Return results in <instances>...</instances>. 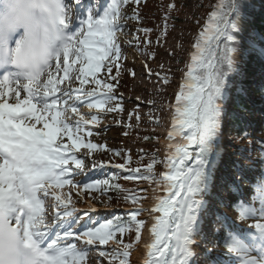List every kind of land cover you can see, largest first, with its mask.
Here are the masks:
<instances>
[{"label": "snow or ice", "instance_id": "snow-or-ice-1", "mask_svg": "<svg viewBox=\"0 0 264 264\" xmlns=\"http://www.w3.org/2000/svg\"><path fill=\"white\" fill-rule=\"evenodd\" d=\"M81 2L0 0V264H86L94 248L108 264H131V251L145 229L150 239L143 246V264H196L202 214L213 215L207 211L205 196L211 195L215 183V142L222 133L226 88L237 71L244 0H217L192 44L194 51L175 95L170 142L159 161L165 168L161 178H155V156L143 172L126 167L127 155L123 164L112 165L127 173L125 180L163 184L167 194L157 197L149 209H126L124 217L90 224L84 218L91 220L89 213L96 208L78 212L70 207L71 188L80 189L78 198L82 193L93 201L95 193L104 196L124 189L110 180L74 179L94 151H107L90 139L100 111L82 113L80 108L102 111L119 99L109 80L114 79V68L120 71L121 45L116 36L124 27L118 22L124 18L120 9L129 3L139 5L140 0H111L102 14L90 7L86 17L76 14ZM130 18L139 20L138 15ZM166 28L165 24V36ZM137 31L147 34L151 29ZM148 55L154 58V53ZM102 69L108 74L105 79L98 77ZM157 75L168 83L167 76ZM113 110H120L119 105L107 109ZM81 149L86 156L80 155ZM104 166L93 162V168ZM258 181V190L264 193V170ZM236 183L221 187L229 190ZM65 186L67 194L59 191ZM124 199L135 204L145 197L129 193ZM231 207L239 221L252 223L239 234L226 223L228 217L215 213L217 244L225 253L209 264H264V195L259 206L254 197L236 200ZM144 211L150 222L141 218ZM126 233L131 235L128 242ZM110 240L118 247L103 248ZM224 255L232 259L224 260Z\"/></svg>", "mask_w": 264, "mask_h": 264}, {"label": "rangeland", "instance_id": "rangeland-1", "mask_svg": "<svg viewBox=\"0 0 264 264\" xmlns=\"http://www.w3.org/2000/svg\"><path fill=\"white\" fill-rule=\"evenodd\" d=\"M107 3V0H104L102 7L108 6L109 4ZM253 3L264 5L261 0H253ZM92 4H95L94 0H87L86 8L88 9V6ZM180 8L181 10H179L178 14L179 21L172 25L168 32L166 31V36L161 32L163 29L161 25L154 26L156 30L154 28H148L151 29L147 33L151 41L150 45L156 49L154 58L148 60L142 59L136 51V45L138 44L140 46L143 44L142 40L147 38L142 36L141 32L137 31L138 29L144 28L141 21L130 18L134 15L139 16L140 9L138 5L129 3L121 7L120 11L124 18H121L118 22L124 27L122 30L116 32L118 43L121 45L120 71L117 73L114 68L112 72L114 79L109 80L110 83L114 84L113 94L119 99L106 104L102 111L98 109L90 110L87 107L80 108L82 113L100 111L99 122L96 125H91L95 131L90 139L94 143L104 145L107 151H94L90 158L85 159L82 171H80L79 175L74 176L75 180H79L82 183L105 180L108 173L113 169L112 165L115 164L111 158L113 148L120 149L124 147L126 149L142 150L146 145H149L142 138L120 137L121 128L127 122L137 130L146 127L158 131L159 137L162 140H160L159 152L162 155V160L165 158L168 144H164L163 140H169L168 132L171 130L172 119L175 115V95L184 79V73L187 71L186 66L190 61V55L194 51L192 44L198 33L197 30L208 20L206 19L208 6L205 2H201L200 0H184V6H180ZM242 21V28H248L251 20L241 17L239 25ZM133 36H139L140 40H133ZM129 42H131V46ZM131 53L136 55L132 60L127 58ZM242 58V52L238 49L235 54L237 68L240 66ZM133 72L135 73L134 75L132 74ZM157 74L160 77L167 76L168 83H163ZM107 75L102 69L98 77L105 79ZM257 78H259V75L252 76L250 80L252 81ZM86 87L90 88L91 85ZM242 93H245L248 104L264 113V108L260 103H254L246 95V92L242 91ZM115 105H119L120 110L107 111L108 108H113ZM228 112V110H223L222 112V133L215 142L217 151L216 168L213 169L215 183L211 187V195L205 196V199H210L209 201L206 200L207 211L213 213V215L208 216L202 214V218L216 230L215 213L220 212L222 216L228 217L227 222L233 231L243 234L248 230V225L252 221H239L237 219L235 211L231 208L232 191L230 193L229 190H224L221 185L233 183L238 180L235 189L238 190L239 196L242 198L246 197L248 192H251L258 200L261 195H264V193L258 190V177L262 174V170H264V162L261 160V148L264 147V133L261 132L264 129V114L252 122L250 115L242 111L236 112V115L244 126L246 135H248L245 138V136H241L232 130V119L229 117ZM154 120L158 121L157 127L155 126V128H153L154 125L152 124ZM80 155L86 156V150L81 149ZM93 162L98 165L104 163L105 166L93 168ZM249 163L255 165L250 166L248 165ZM164 171V165L161 164L154 171L155 178L160 179V174ZM123 182L126 185H131L130 182ZM140 183V187H144L145 189V199L137 206H127L128 204L121 202L124 198L123 196H119L118 192L110 191L104 196L95 193L96 200L93 201L82 193L78 198L76 193L80 192V189L71 188L72 196L70 207H74L78 212L89 207H95L96 211L89 213L92 219H84L89 224L93 221L103 223L116 215L121 209L144 208L146 206L144 201L147 199L152 200L159 193L167 194L163 184L157 186L147 180ZM251 185H254L253 190L251 189ZM59 191L67 194L69 192V186H65ZM217 194L220 197V201H223V203L220 202L218 204L220 208L216 207L211 201L212 196ZM48 203L50 201H46V205ZM149 208L147 207V209ZM47 211L51 215L52 210L47 209ZM141 217L148 221V212L144 211ZM57 230L59 231L60 229ZM198 237L204 241V246L208 248L214 247V249L212 250L213 254L207 257L203 252H209V250L202 248L201 253H198L199 255L196 258V264H209L210 261L216 260L218 254L225 253L223 246L217 244L218 234L216 236L209 235V239L207 238V234L202 233ZM102 247L111 249L117 246L114 240H110L107 245ZM221 258L224 260L232 259L228 255H224ZM101 260H103V264H108V259L99 258L98 250L94 248L88 252L86 264H101Z\"/></svg>", "mask_w": 264, "mask_h": 264}, {"label": "trees", "instance_id": "trees-1", "mask_svg": "<svg viewBox=\"0 0 264 264\" xmlns=\"http://www.w3.org/2000/svg\"><path fill=\"white\" fill-rule=\"evenodd\" d=\"M200 1L205 2L208 6L206 16V19H208L209 13L212 11V6L217 3V0ZM252 1L253 0H244L242 17L251 19V24L245 31L240 27L239 33V40H243L249 47L252 48L250 49L249 47H244L241 43L239 44V48L242 51L243 58L241 60L239 68L232 75L229 81L231 83H228V86L226 88V98L224 100H230V107L234 108V110H243L248 115H254L257 111H255L253 107L248 104L245 93H242V91L246 92V95L249 96V98L253 101L264 97V75L262 74L264 70V61H262L258 57V54L255 53L257 52L255 48L264 51V5L262 7H256L252 4ZM261 1L264 3V0ZM169 4H174L175 9L170 11L168 9ZM180 6H184V0H140V3L138 5L140 9L138 17L144 28H154V26L158 25L163 26L161 32L164 35L165 24L167 25L166 31L168 32L169 28L179 21L178 14L179 10H181ZM165 17H168V19L165 20ZM204 25L200 26V28L197 30L198 33L201 31ZM154 29L156 30V28ZM141 33L145 34L144 32ZM137 48L139 53L144 56L147 53H154L153 50H148L146 46H139ZM255 75H259V78L251 81V77ZM228 115L232 119L233 130L238 132L240 135L246 136V131L241 125V121L236 113L232 110L228 112ZM121 135L133 136L135 138L143 137L145 140L150 142V144L147 145L142 151L126 149L122 147L120 149L113 148V160L123 164V156L127 155L130 157V164L126 165V167H131L132 169L140 168L143 172L144 165L151 162L153 156H155L158 161L155 165V168L159 167V161L161 157L158 153V147L156 145L158 137L157 133L148 131L133 132L131 131V129L124 128L121 130ZM113 150L121 152L122 155H115ZM126 174L127 173L122 169H113L106 180H110L113 184H118L122 189H124V191H112L118 192L119 196H123V198L126 195H129V193L142 197L144 193L141 192L145 189H141L140 187H138V184L144 180H125L123 177ZM123 181L130 182L131 185L124 186L126 183H124ZM121 202L129 205L134 204L130 200L126 201L125 199H123V201ZM125 215V210L121 209L116 215L113 216V219H115V217L117 216L124 217ZM129 239H131V235L126 233L125 242H128Z\"/></svg>", "mask_w": 264, "mask_h": 264}, {"label": "bare ground", "instance_id": "bare-ground-1", "mask_svg": "<svg viewBox=\"0 0 264 264\" xmlns=\"http://www.w3.org/2000/svg\"><path fill=\"white\" fill-rule=\"evenodd\" d=\"M76 14L78 16L81 15V13L78 14V11H76ZM133 57H134V54H132V53L128 56L129 59H132ZM94 125H96V124H94ZM169 142H170L169 140H167V141L166 140H163V143L164 144H169ZM189 163L191 164V163H194V162L193 161H190ZM248 165L253 166L255 164L249 163ZM165 195L166 194H164V193H159L157 197H161L162 198ZM157 197L154 198V199H152V200L151 199H147L146 201H144V204L147 207H150L151 208L156 203ZM148 221L149 222L151 221V217H149V215H148ZM149 239H150V236H149L148 231L146 229L143 230L141 241L139 242L138 245H135L134 248L132 249L131 264H143V255H144V247L143 246H144V244L146 242L149 241Z\"/></svg>", "mask_w": 264, "mask_h": 264}]
</instances>
